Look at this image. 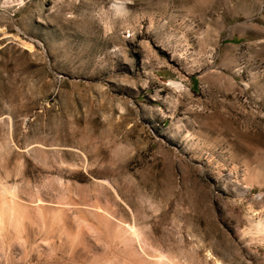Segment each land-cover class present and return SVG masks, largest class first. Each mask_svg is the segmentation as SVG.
Segmentation results:
<instances>
[{
    "label": "rangeland",
    "instance_id": "374dc122",
    "mask_svg": "<svg viewBox=\"0 0 264 264\" xmlns=\"http://www.w3.org/2000/svg\"><path fill=\"white\" fill-rule=\"evenodd\" d=\"M0 264H264V0H0Z\"/></svg>",
    "mask_w": 264,
    "mask_h": 264
},
{
    "label": "bare ground",
    "instance_id": "6f19581e",
    "mask_svg": "<svg viewBox=\"0 0 264 264\" xmlns=\"http://www.w3.org/2000/svg\"><path fill=\"white\" fill-rule=\"evenodd\" d=\"M261 227H262V226H261ZM130 228H131V227H130ZM136 230H137V229H134V227H133L131 232H133V235L136 234V236H138V235H137L138 233L136 232ZM135 238H136V237H135ZM135 238H133V239H135ZM138 241H139V240H138ZM144 247H145V246H144ZM145 250H146V249H145ZM154 252H155V251H154ZM157 254H158V252H157ZM159 254H160V253H159ZM160 255L162 256V254H160ZM160 255H158V257L156 256L157 259L159 258ZM161 256H160V257H161ZM154 257H155V256H154ZM162 257H163V256H162ZM163 258H164V257H163ZM154 259H155V258H154ZM160 259H161V258H160ZM158 260H159V259H158ZM158 260H157V261H158ZM159 261H160V260H159ZM169 261H170V260H169ZM159 263H160V262H159ZM166 263H167V262H166Z\"/></svg>",
    "mask_w": 264,
    "mask_h": 264
}]
</instances>
